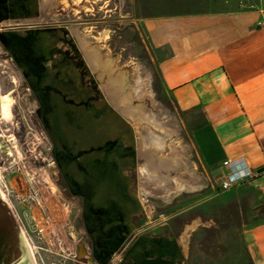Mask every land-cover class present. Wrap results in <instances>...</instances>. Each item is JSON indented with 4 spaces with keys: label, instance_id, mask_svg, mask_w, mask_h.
Returning <instances> with one entry per match:
<instances>
[{
    "label": "rangeland",
    "instance_id": "obj_1",
    "mask_svg": "<svg viewBox=\"0 0 264 264\" xmlns=\"http://www.w3.org/2000/svg\"><path fill=\"white\" fill-rule=\"evenodd\" d=\"M227 1L40 0L43 23L70 29L100 89L123 114L109 93L110 85L120 82L122 97L134 110L133 115L124 116L135 130L138 147V166L132 173L138 183L132 190L140 197L144 213L134 218L136 235L173 234L185 254L184 264H253L244 235L248 228L264 222V200L247 183L223 191V178L217 181L203 166L191 126L164 81L146 24L154 16L219 9ZM88 56L96 63H91ZM45 137L49 152L52 145L46 132ZM47 167L42 174L44 180L50 177ZM32 175L37 176L35 171ZM64 189L67 187L54 190L52 202L58 204L60 199V217L72 216V234L79 239L81 234L73 220L81 208L77 200L63 206L68 202L58 195ZM54 206L49 208L57 210ZM33 211L37 219L46 215L40 206ZM45 230L46 237L53 241L50 227L45 226ZM73 243L70 255L55 247L72 261L49 252L46 257L54 262L61 260L59 264H76L79 258Z\"/></svg>",
    "mask_w": 264,
    "mask_h": 264
},
{
    "label": "water",
    "instance_id": "obj_2",
    "mask_svg": "<svg viewBox=\"0 0 264 264\" xmlns=\"http://www.w3.org/2000/svg\"><path fill=\"white\" fill-rule=\"evenodd\" d=\"M39 16L40 0H0V24ZM53 35L49 30L2 32L0 41L24 69L55 162L69 192L83 201L95 263L112 264L123 254L128 264H184L173 234L136 235L134 218L144 213V205L132 190L138 183L132 177L138 166L135 130L100 89L86 60L65 54L57 40L49 43Z\"/></svg>",
    "mask_w": 264,
    "mask_h": 264
},
{
    "label": "crops",
    "instance_id": "obj_3",
    "mask_svg": "<svg viewBox=\"0 0 264 264\" xmlns=\"http://www.w3.org/2000/svg\"><path fill=\"white\" fill-rule=\"evenodd\" d=\"M264 0H229L219 9L147 20L164 81L192 129L194 146L214 179L225 161L255 175L240 183L264 200ZM238 183V184H240ZM253 264H264V222L245 231Z\"/></svg>",
    "mask_w": 264,
    "mask_h": 264
},
{
    "label": "flooded vegetation",
    "instance_id": "obj_4",
    "mask_svg": "<svg viewBox=\"0 0 264 264\" xmlns=\"http://www.w3.org/2000/svg\"><path fill=\"white\" fill-rule=\"evenodd\" d=\"M44 17L40 6L38 19L6 20L0 24V33L25 35L30 30H49L54 34L49 36V43L57 40L56 46L65 54L79 62L85 59L70 29L43 23ZM77 52H80L82 57L77 55ZM59 57L60 55H55V59ZM49 64L52 65L53 61ZM86 79L91 83L90 76ZM38 108L36 96L29 88L24 69L18 66L11 52L0 41V264L61 262L52 261L46 257V252L72 261V258L55 250V247H59L70 255L72 242L79 258L75 260L76 264H96L92 255V241L85 231L82 199L73 196L68 188L58 195L68 202H64L63 206L69 207L72 200H77L81 208L80 214L73 220L78 233L81 234L79 239L72 234V216L60 217V199H57L58 204L52 202V197L56 195L52 194L54 190H60L62 186L67 185L55 162L52 148L46 152L45 130L37 113ZM46 166L50 175L48 180H44L42 176ZM34 171L37 176L32 175ZM44 188H47L46 192ZM52 205H57L59 210H51L49 206ZM36 206L42 207L46 219L45 216L37 219L33 214ZM45 226L50 227L53 241L46 237ZM123 257V254L116 255L112 264H128Z\"/></svg>",
    "mask_w": 264,
    "mask_h": 264
},
{
    "label": "built area",
    "instance_id": "obj_5",
    "mask_svg": "<svg viewBox=\"0 0 264 264\" xmlns=\"http://www.w3.org/2000/svg\"><path fill=\"white\" fill-rule=\"evenodd\" d=\"M259 25H264V19L259 22ZM224 164L228 167L229 173L221 180L220 187L223 191H228L243 180L255 175V172L244 161L233 163L227 160Z\"/></svg>",
    "mask_w": 264,
    "mask_h": 264
},
{
    "label": "bare ground",
    "instance_id": "obj_6",
    "mask_svg": "<svg viewBox=\"0 0 264 264\" xmlns=\"http://www.w3.org/2000/svg\"><path fill=\"white\" fill-rule=\"evenodd\" d=\"M88 59L91 63H94V64L96 63L92 57H89ZM121 89H122V86L120 82L114 81L109 87V93L113 96V99L121 106V109L125 114L133 115L134 110L125 102V97H122Z\"/></svg>",
    "mask_w": 264,
    "mask_h": 264
}]
</instances>
